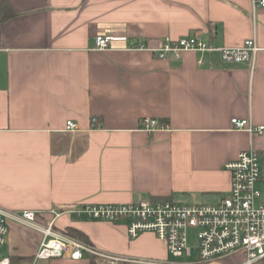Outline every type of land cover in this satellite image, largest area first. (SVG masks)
Returning <instances> with one entry per match:
<instances>
[{"label":"crops","instance_id":"crops-1","mask_svg":"<svg viewBox=\"0 0 264 264\" xmlns=\"http://www.w3.org/2000/svg\"><path fill=\"white\" fill-rule=\"evenodd\" d=\"M5 3L7 16L0 21V207L34 210L39 224L57 211L54 229L84 241L64 231L72 227L109 256L169 258L164 242L151 232L129 238L123 221L67 210L140 198L213 204L227 193L225 163L243 149L264 151V6L253 7L252 0ZM99 34L114 36L109 48H95ZM188 34L230 47L254 38L258 50L253 63L225 61L218 51H185L177 57L151 51L165 36ZM136 43L144 47L131 48ZM144 117L166 125L146 131ZM232 117L263 129L234 128ZM67 119L76 122L75 130L64 129ZM257 183L264 189V160ZM8 225L3 253L33 257L40 232L14 220ZM89 255L36 264H89ZM98 256L103 264L120 260ZM242 260L241 253H234L208 264Z\"/></svg>","mask_w":264,"mask_h":264},{"label":"built area","instance_id":"built-area-1","mask_svg":"<svg viewBox=\"0 0 264 264\" xmlns=\"http://www.w3.org/2000/svg\"><path fill=\"white\" fill-rule=\"evenodd\" d=\"M253 7L264 6V0H252ZM114 36L99 34L95 37V48L110 47ZM144 47L142 43L131 48ZM258 46L254 38L245 39L239 46L216 45L196 34L180 37L165 36L159 47L151 51L158 57L167 54L179 56L185 51H218L225 61H250L253 63ZM96 117L91 118L95 126ZM231 126L249 132H261L263 125L254 127L246 118L232 117ZM156 118L144 117L141 127L146 131L164 127ZM77 124L67 119L64 129L75 130ZM229 172L230 186L226 194L213 204L181 203L170 198H140L130 202L85 203L68 213L102 219L111 222L123 221L129 238L140 233L151 232L162 240L169 258L154 260H127L140 264H208L214 258L241 253V264H254L264 258V197L256 183L263 173V161L254 148L241 150L236 158L225 163ZM53 218L60 213L51 211ZM34 210L9 211L0 207V264H11L3 253L9 232V220L30 226L41 234L40 241L29 264L40 259L69 256L79 259L84 253L112 259L88 242L72 238L53 228V218L45 224L36 221ZM190 230H193L196 244H190Z\"/></svg>","mask_w":264,"mask_h":264},{"label":"trees","instance_id":"trees-1","mask_svg":"<svg viewBox=\"0 0 264 264\" xmlns=\"http://www.w3.org/2000/svg\"><path fill=\"white\" fill-rule=\"evenodd\" d=\"M5 0H0V21L1 19H4L7 15L5 13ZM260 155H261V159L262 161L264 160V151L260 152ZM161 199V198H160ZM64 231L67 233V234H75V236L79 237V238H82L84 241H88L87 237L82 233V232H79L78 230L72 228V227H65L64 228ZM32 260V257L29 259H25V258H22V257H15V256H11L10 257V262L11 264H23V262H27V263H30ZM89 264H103V260L101 257H99L98 255H95V254H91L89 255ZM115 264H140V263H135V262H130V261H127V260H118L115 262ZM254 264H264V258L261 259L259 262H255Z\"/></svg>","mask_w":264,"mask_h":264},{"label":"rangeland","instance_id":"rangeland-1","mask_svg":"<svg viewBox=\"0 0 264 264\" xmlns=\"http://www.w3.org/2000/svg\"><path fill=\"white\" fill-rule=\"evenodd\" d=\"M257 187H258V189H261L262 192H264L263 185L261 183H257ZM196 200L199 201L200 199H196ZM183 201H186V200H183ZM203 201H205V200H203ZM189 237H190V244L195 245L196 244V240L194 238L193 230H190ZM130 262H133V261H130Z\"/></svg>","mask_w":264,"mask_h":264}]
</instances>
